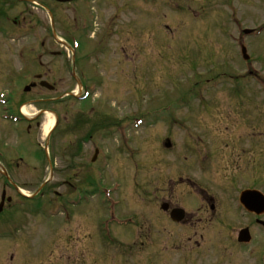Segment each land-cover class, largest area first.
<instances>
[{
  "label": "rangeland",
  "instance_id": "rangeland-1",
  "mask_svg": "<svg viewBox=\"0 0 264 264\" xmlns=\"http://www.w3.org/2000/svg\"><path fill=\"white\" fill-rule=\"evenodd\" d=\"M92 7L77 50L71 39L67 45L47 41L44 49L52 53L39 58V40L0 37V96L11 91L15 102L36 98L35 113L47 106L59 117L47 144L56 163L48 189L62 193L57 198L45 193L30 216L21 207L19 224L12 223L19 231L0 232V264H264V225L242 209L235 191L254 186L264 193V85L259 83L264 82V32L251 34L264 19V0H96ZM65 14L73 27V16ZM57 20L59 32L63 22ZM240 44L247 46L246 60ZM41 70L49 72L44 80L54 90L35 85L23 91ZM85 92L88 99L79 100ZM181 98L170 111L164 109ZM154 109L163 110L154 114ZM51 114L44 112L32 151L45 148ZM48 118L53 123L45 132ZM3 120L0 131L10 130ZM143 165L240 169L234 181L193 170L191 177H207L203 186L219 207L216 216L189 228L161 223L152 200L143 201ZM41 169L35 185L23 188H36L48 177L47 165ZM103 189L119 201L114 212L132 224L103 227L111 210ZM90 190L87 202L67 207L68 218L59 213L63 209L56 206L67 194L73 199ZM177 192L186 209L200 206L186 186ZM259 219L264 221V214ZM247 226L251 241L238 245L237 233Z\"/></svg>",
  "mask_w": 264,
  "mask_h": 264
},
{
  "label": "flooded vegetation",
  "instance_id": "flooded-vegetation-1",
  "mask_svg": "<svg viewBox=\"0 0 264 264\" xmlns=\"http://www.w3.org/2000/svg\"><path fill=\"white\" fill-rule=\"evenodd\" d=\"M95 2L96 0H0V37L7 41L23 40L34 42L39 40L42 49H40L41 51L38 55L39 58H42L46 53H52L51 49H44L45 42L59 41L67 44V40L72 36L77 38L83 36L80 34H83L85 29L88 28L86 22L89 21L90 10L93 9L92 5H95ZM66 12L73 16V27L71 28L67 26L69 24V15L65 14ZM58 18H61L63 22V30L59 32L55 30ZM46 20L49 22V27L45 23ZM262 22L256 29L262 30L264 28V19ZM59 45L65 47L62 44ZM101 51L104 50L102 49ZM57 52L65 55L63 50ZM16 53H19V51L17 50ZM38 63L40 66L42 65L40 60H38ZM48 74V71L41 70L35 74L32 82L38 83L40 79H46ZM37 75L39 76L37 77ZM14 100L15 95L14 97L6 99L7 104H9L6 114L13 115L16 120L13 122L3 120L8 122L7 124L10 125V130H5V132L0 131V232L5 231L9 233H15L19 228L18 225L12 226V223L14 221L18 223L21 207L23 208V214L30 216L35 211V202L43 198L45 193L48 194L50 193L49 191H52L56 195V198L62 194L55 192V189H48L52 178L48 180L47 177L36 188L30 190L23 188L35 185L36 174L42 170L41 165H47L48 174L53 173V165L56 163L52 161L50 153L47 155L45 148L42 151L40 148L34 151L31 150L33 146L38 145L35 137L42 125L41 121L44 116V111H52L53 109L44 106L39 108L38 112L40 113H35L36 110L34 107H36V103H39L38 99L31 98L24 102H20L19 99L16 102ZM181 101L173 102L174 104L171 103L170 105L174 107L181 103ZM183 101L188 104L190 99ZM45 102L49 103V101ZM199 102H202V100ZM185 103L184 105H186ZM14 104H17V106L14 107ZM23 106L28 111H21L20 108ZM168 116L170 115L167 114V118ZM58 121L59 117L52 132L56 129L59 123ZM77 125L81 126L80 119L77 120ZM51 133L46 139V145L49 143ZM83 137L84 134H81L79 137L80 140ZM165 142V146H171L169 139ZM77 149L79 152L80 145H78ZM78 152L75 151V153ZM75 153L73 152L71 155H75ZM178 166L143 165L144 174L146 172V180L143 182L144 187L142 190L144 193L141 195L146 204L152 200V205L154 206L156 214L160 217L161 223L165 221V224L169 227L187 226L193 228L195 224L205 222L210 220L211 217L216 216L217 207H219L218 203H215L216 196L209 193L206 187L203 186L202 181L207 177L200 178L199 181L191 177L193 170L195 168L205 170V174H208L207 176H219L222 180L227 179V176H229L230 180L234 181L232 177L238 174L237 171L240 169V166L185 165L183 171H180ZM77 169L78 173H80V170L83 168L79 167ZM227 171H229L228 174ZM151 180L154 182V185H151ZM236 182H238V179H236ZM66 183H68L67 179L61 181L62 185ZM183 186H186L189 191L199 197L200 206L196 210H188L181 205L177 190ZM249 188H254V186ZM149 189L152 190L150 193L148 192ZM241 190L243 188H235L237 193ZM68 198L69 195L67 194L64 198L65 201L59 202L60 208L64 206L67 208L66 200ZM180 208L184 210L183 215L180 220L176 221L172 218L171 214ZM17 214L18 219L16 218ZM223 227L225 228V226ZM233 229L234 226H232L231 230ZM146 230H149V228ZM243 244L248 243L239 242L238 245Z\"/></svg>",
  "mask_w": 264,
  "mask_h": 264
},
{
  "label": "water",
  "instance_id": "water-1",
  "mask_svg": "<svg viewBox=\"0 0 264 264\" xmlns=\"http://www.w3.org/2000/svg\"><path fill=\"white\" fill-rule=\"evenodd\" d=\"M40 85L47 87V89H53V86L46 81H41ZM31 86H26L25 91L29 90ZM240 202L249 211L256 214H261L264 212V196L256 190H245L240 194ZM183 215V210H175L171 216L174 220L178 221ZM239 242H249L250 235L247 228L241 229L238 233Z\"/></svg>",
  "mask_w": 264,
  "mask_h": 264
},
{
  "label": "bare ground",
  "instance_id": "bare-ground-1",
  "mask_svg": "<svg viewBox=\"0 0 264 264\" xmlns=\"http://www.w3.org/2000/svg\"><path fill=\"white\" fill-rule=\"evenodd\" d=\"M80 90V89H79ZM76 93V92H75ZM53 120L51 118L47 119V125L45 126V132L50 128V126L52 125Z\"/></svg>",
  "mask_w": 264,
  "mask_h": 264
}]
</instances>
